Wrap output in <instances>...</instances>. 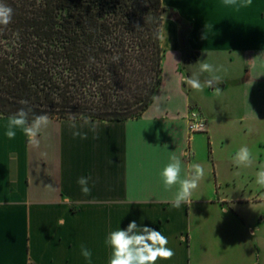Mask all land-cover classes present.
<instances>
[{"label":"crops","instance_id":"1","mask_svg":"<svg viewBox=\"0 0 264 264\" xmlns=\"http://www.w3.org/2000/svg\"><path fill=\"white\" fill-rule=\"evenodd\" d=\"M161 1L162 76L168 60L177 82L162 93V78L139 118L50 119L35 146L20 129L8 139L9 117L0 115V264H108V233L133 220L168 238L175 255L157 264H264V187L256 183L264 167V56L256 57L264 53V0ZM198 62L213 66L200 79L220 77L219 93L183 84ZM190 108L205 132L188 135ZM242 146L252 153L248 166L233 162ZM173 154L182 178L191 164L205 169L192 203L179 208L170 203L179 185L166 191L160 176Z\"/></svg>","mask_w":264,"mask_h":264},{"label":"trees","instance_id":"2","mask_svg":"<svg viewBox=\"0 0 264 264\" xmlns=\"http://www.w3.org/2000/svg\"><path fill=\"white\" fill-rule=\"evenodd\" d=\"M0 2L13 9L0 25L1 116L122 121L150 106L162 82L161 0Z\"/></svg>","mask_w":264,"mask_h":264},{"label":"clouds","instance_id":"3","mask_svg":"<svg viewBox=\"0 0 264 264\" xmlns=\"http://www.w3.org/2000/svg\"><path fill=\"white\" fill-rule=\"evenodd\" d=\"M251 2L252 0H245V3L240 6L250 5ZM223 3L226 7L237 6V0H223ZM12 17L13 9L0 2V25L7 26L11 23ZM260 56H264V53H260L256 57ZM114 59L116 58L114 57ZM197 64L199 66L198 71L193 72L191 76L184 77L183 84L196 91H202L203 87L207 86L219 93L221 89L217 85L221 83L220 77L212 76L203 82L200 79L202 73H211L213 66L206 62H198ZM20 103L27 105V101H21ZM30 113L31 108H21L8 118V125L5 131L8 139H14L16 136L15 129H20L30 144L39 145V133L50 124V119L48 115L42 114L33 116L31 122H29ZM192 115L194 118L197 116L195 112ZM72 118L74 117L70 116V119ZM73 135H80V133L75 132ZM233 162L237 166L250 165L252 163L250 149L247 146L240 147L233 157ZM182 170L181 159L173 154L160 172L166 191H170L174 186L179 185L178 190L170 201L175 208L181 207L182 204L192 203V194L199 187V183L205 175V169L199 163L189 165L188 170L184 172L183 178L181 175ZM256 175V183L264 187V167ZM89 179L82 176L77 181L85 195L91 191L88 187ZM64 202L70 204L71 198L65 197ZM223 212H227V208H224ZM64 223L62 218L58 221L60 226H63ZM168 243V238L160 231L148 226H138L135 220L130 221L126 228H119L108 233L105 239L106 246L111 248L108 264H157L158 260H171L175 252L167 247ZM81 255L89 262L91 261L92 252L83 245L81 246Z\"/></svg>","mask_w":264,"mask_h":264},{"label":"rangeland","instance_id":"4","mask_svg":"<svg viewBox=\"0 0 264 264\" xmlns=\"http://www.w3.org/2000/svg\"><path fill=\"white\" fill-rule=\"evenodd\" d=\"M165 15H163V18H167L166 16V13H164ZM171 62H169L168 60L165 62L164 66H163V81H164V84H163V88H162V93H165V91L171 87L172 84L176 83L177 82V77H175L174 75V71L173 69L171 68ZM198 137V141H199V147H201V149H203V154L200 155L202 159H205V155H204V151L206 149V139L204 136L202 135H199L197 136ZM231 159H229L226 163V167H225V174L227 175V172H228V168L230 167L229 165H231V162L230 161ZM231 186V184H230ZM232 187V186H231Z\"/></svg>","mask_w":264,"mask_h":264},{"label":"built area","instance_id":"5","mask_svg":"<svg viewBox=\"0 0 264 264\" xmlns=\"http://www.w3.org/2000/svg\"><path fill=\"white\" fill-rule=\"evenodd\" d=\"M193 112L197 114L195 118L192 115ZM185 120H186V130L189 136L196 134V133L205 132L206 122L199 111L191 109V108L188 109Z\"/></svg>","mask_w":264,"mask_h":264}]
</instances>
